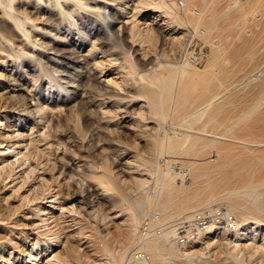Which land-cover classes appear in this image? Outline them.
Segmentation results:
<instances>
[{"label":"rangeland","instance_id":"374dc122","mask_svg":"<svg viewBox=\"0 0 264 264\" xmlns=\"http://www.w3.org/2000/svg\"><path fill=\"white\" fill-rule=\"evenodd\" d=\"M125 1L128 7L124 10L125 17L134 21L122 37L114 39V36L110 40V44L117 47L111 46L114 50L125 53L124 63L104 62L102 69L94 72L95 76L101 74L100 78L107 83L110 81L109 92L120 99L119 105L114 100L101 105L93 94L82 102L79 96L69 100V96H64L69 94L61 95L46 81L39 87L41 76L29 70L27 63L24 67L18 62L14 66L16 73L8 72L11 67L4 71L0 67V74L13 73L11 77L27 89L17 98L20 101L15 102L18 105L15 112L0 111V142L7 144L6 131L29 137L26 164L35 167L28 178L24 177L25 168L22 177L10 184L14 188L0 191V201L6 200L0 205L5 212L2 222L7 227L0 228L1 258L11 264H17V258L28 262L30 259L23 250L45 238L41 241L47 240V246L53 245L37 264H43L53 254L58 264H252L254 258L250 260L248 254L242 255L234 246L237 241L256 236V244L261 245L260 252L264 256V209L260 207L264 201V186L259 193L258 189L252 191L235 181L241 161L249 172L264 168V0L187 1L194 10L208 9L215 20L212 24H208L211 21L207 13L200 23L197 18H191L186 9L176 10L168 0H150L144 5L139 3L140 7L139 0ZM163 7L174 12L172 18L164 14ZM105 17L110 19L108 14ZM78 23L77 30L81 31L82 40L85 39V48L79 46L82 50H76L86 53L91 41L99 48L98 31L87 25L82 30ZM97 24L102 32L109 33V29ZM207 25L212 30L202 36V29ZM158 29L163 36L158 34ZM51 44L61 48L60 43ZM191 53L199 56L196 64L189 61ZM36 59L34 66L40 61ZM149 59L153 66L146 65ZM42 61L41 66H46L49 72L55 69L69 78L75 73L71 62L58 61L56 66ZM92 90L105 92L96 81H92ZM179 93L189 95L186 106L180 103ZM29 98L37 100L35 104L41 111L34 114L40 113L39 118L34 114L23 115L22 108L30 104ZM211 101L212 106L207 105ZM51 110L54 111L51 113ZM51 116L54 117L52 122ZM152 139L158 140L156 154L149 153ZM34 140L36 144H31ZM172 142L178 144V156L169 151ZM103 163L115 187L99 184L86 173L84 166H97L100 171ZM15 167V171L22 168ZM42 170L44 174H40ZM224 176L229 183L222 180ZM89 187L103 191L104 198L91 193L89 200L95 208L84 212L79 208V196H87ZM54 194L61 196L56 201L60 204L56 208L57 224L42 227L36 237L23 236L28 222L21 220L27 211L25 207L28 209L32 201H40L41 206ZM209 194L212 196L207 205L205 199ZM21 199H25L23 208L18 209ZM16 208L20 214L13 211ZM242 211L249 215L243 217ZM193 214L207 216L210 221L197 235L193 233L197 215ZM247 228L254 232L250 233ZM184 232L186 238L182 239ZM13 243L17 247L10 245ZM126 247L129 249L125 254L123 248ZM134 249L141 255L130 258Z\"/></svg>","mask_w":264,"mask_h":264},{"label":"bare ground","instance_id":"6f19581e","mask_svg":"<svg viewBox=\"0 0 264 264\" xmlns=\"http://www.w3.org/2000/svg\"><path fill=\"white\" fill-rule=\"evenodd\" d=\"M187 1L189 0H168V2L173 5L174 7H176V10L178 11H184L186 9V11L190 12L189 14L192 15L191 18L194 19L197 18L198 20H200V23L203 22L204 20L203 15H206V13L209 15L210 21L208 24H212L215 22L214 19H212V15L210 14V11L203 7H199V9L194 10V8L192 6H188L187 5ZM125 0H0V67L3 68L4 70H8V68H10V70L8 72H13L16 73L17 71L14 70V66H16V64L19 62L20 64L28 65V69L33 71L34 74H39L41 77V79L39 78V87H40V83L42 84L44 81H46V83H48L50 85V88H57L60 92L61 95L64 94H69V95H64V96H69L68 99L69 100H73L74 97H80L81 98V102L84 101V99L93 94V97L95 98V100H97L101 105H108L110 104V102L112 100H114V103H117V105H119L120 103V99L113 96H111L109 92V88L108 84L110 83V81L108 80L109 83H107L105 80L101 79V74L98 75H94V72H97L98 70L102 69V64L104 62H108V63H114V62H118V63H124L125 60V53H118L117 50H114L113 48H117L116 46H113L110 44V40L113 39V37L115 36L116 38L114 39H119L120 37H122L123 34H125L126 30H128V26L130 25V23H132V21H130L131 19L129 17H125ZM150 2V0H139L138 2V6L142 3L143 5L145 3ZM129 3V2H128ZM140 3V4H139ZM140 7V6H139ZM128 8V7H127ZM126 8V9H127ZM137 8V6H136ZM134 7V10L136 9ZM165 9V15H168L169 17L172 18L174 12L170 11V8L168 7H163ZM138 10V9H137ZM154 10H158L157 7H154ZM158 12V11H155ZM187 12V14H188ZM136 13V12H135ZM108 14V16L110 17V19H107L105 16ZM181 14V12H180ZM188 14V15H189ZM207 16V15H206ZM182 19V18H181ZM220 20H222V17L219 18ZM164 20V19H163ZM170 20V19H169ZM184 20V19H183ZM180 21L181 23H183L184 21ZM203 20V21H201ZM218 20V19H216ZM79 21V26L80 28L83 30L85 28V25H87L86 27H89L90 29H95L98 31L97 36L99 37V48H95L94 47V41L90 42V48L87 49L86 53H82V51H77L76 49L79 48H83L85 46L84 44V40H82V37H80V32L77 30L78 25L77 22ZM89 22V24H87ZM100 23L101 25H103L104 29H109V33H106L105 31H101L100 28L98 27L97 23ZM188 27L190 28L191 25L187 22ZM201 25V24H200ZM203 25V24H202ZM199 27V26H198ZM213 28V27H212ZM86 29V28H85ZM132 30V28H131ZM211 27H209L208 25L202 29V33L201 35H206L207 33H209V31H211ZM130 32V31H129ZM158 34H162V32L160 31V29H158ZM100 33H103L105 35H102ZM95 34V33H94ZM198 34V33H197ZM164 34H162L161 36H163ZM70 38L68 39L67 38ZM82 36V34H81ZM207 36V35H206ZM101 37V38H100ZM187 37V36H186ZM198 37V36H197ZM87 38V37H86ZM87 40V39H86ZM90 41V40H89ZM53 42H57L61 44V48L53 46L51 43ZM96 42V41H95ZM55 44V43H54ZM81 44V45H80ZM58 45V44H57ZM81 48H80V47ZM113 48H112V47ZM242 46V45H241ZM85 48V47H84ZM133 48V46H132ZM136 49V48H135ZM245 47L242 49L244 50ZM82 50V49H81ZM139 50V49H138ZM138 50H135L136 52ZM99 55V56H97ZM43 58L45 65H48L49 63L51 64H55L56 66H58V61H67L68 63H72V65L75 67L74 72L73 73V77L69 78V76L67 75H63L61 72V75L59 73H57L58 71L53 69L52 72H49L47 70V67H42L41 66V59L40 57ZM111 56H116V59H110ZM190 56V54L188 55ZM196 58L193 59L196 60L194 63L192 64H196L199 60V56L197 54H195ZM38 57V58H37ZM37 58V59H36ZM34 59L40 60L38 61L39 63L37 64L38 66H34L33 65V61ZM30 61L28 63V61ZM191 60V58L189 57V61ZM42 61V62H43ZM153 61L151 59H149L146 62L147 66H153ZM117 64V63H116ZM107 65V64H105ZM123 65V64H122ZM51 66V65H50ZM49 66V68H50ZM40 69H39V68ZM37 71V73H36ZM12 73V74H13ZM12 74H0V111L2 113H13L17 110L18 105H15V102L17 101V98L19 97L20 94H22V92L26 93L27 89L24 87V85L19 84L16 82V79H14L12 76ZM163 77V76H162ZM18 78V77H17ZM100 78V79H97ZM169 78V77H168ZM19 79V78H18ZM47 79V80H46ZM34 80V79H33ZM92 81H96L97 83H99V85H101V88H104L103 93H96L92 90ZM32 83V82H31ZM185 83V82H184ZM25 84V83H24ZM33 84V83H32ZM75 84V85H74ZM114 84V83H113ZM119 85V84H116ZM28 88V87H27ZM119 89V88H118ZM103 90V89H102ZM101 90V91H102ZM121 90V89H120ZM119 90V91H120ZM211 92L213 91L210 90ZM35 92V91H34ZM207 92V91H206ZM71 93V94H70ZM259 93V92H258ZM124 94V93H123ZM208 94V93H207ZM33 95V94H32ZM216 95V94H215ZM42 96V95H41ZM127 96V95H126ZM21 97V96H20ZM40 97V96H39ZM52 97V96H51ZM60 98V97H59ZM214 98V97H213ZM19 99V98H18ZM57 99V98H56ZM179 99H180V103L183 106H186V104L188 103V100L190 99L189 95H184L179 93ZM198 99V97H197ZM166 100V99H165ZM218 100V99H217ZM20 100H18L17 102H19ZM25 100H23L24 102ZM27 101V100H26ZM37 100L35 98H29V105H22L23 108L22 110L24 111L25 114L23 115H31L34 114L35 112H40V108H38V105L35 104ZM195 101V99H194ZM193 101V103H194ZM213 101V100H212ZM212 101L210 103H208L207 105L212 106ZM39 102V101H38ZM72 102V101H71ZM203 102V101H202ZM215 102V100H214ZM27 103V102H25ZM85 103V102H84ZM158 103V102H157ZM19 104V103H18ZM74 104V103H73ZM206 104V103H205ZM179 105V104H178ZM58 106V105H57ZM197 106V105H196ZM199 106V105H198ZM197 106V107H198ZM67 107V106H66ZM71 109L74 107L73 105L70 106ZM76 107V105H75ZM128 107V106H127ZM181 107V106H180ZM200 107V106H199ZM206 107V106H205ZM20 111H21V107ZM45 108V107H44ZM42 109V111H44L45 109ZM69 108V107H68ZM117 108V107H116ZM146 108V107H145ZM183 108V107H182ZM193 108V107H192ZM47 109V108H46ZM57 109V108H56ZM76 109V108H75ZM206 109L202 107V110ZM62 110V109H61ZM67 110V109H66ZM70 110V109H69ZM199 110V109H198ZM248 110V109H247ZM47 111V110H46ZM54 111V110H53ZM51 110V113L53 112ZM64 111V110H63ZM89 111V110H88ZM96 111V110H95ZM99 111V110H98ZM101 111V110H100ZM120 111V110H119ZM118 111V112H119ZM177 111V110H176ZM175 111V112H176ZM182 111V110H181ZM206 111V110H205ZM22 112V111H21ZM113 112V111H112ZM123 112V111H121ZM187 112V111H186ZM189 112V111H188ZM195 112V110H194ZM199 112V111H198ZM197 112V113H198ZM57 113V112H56ZM68 113V112H67ZM107 113V112H105ZM117 113V112H116ZM207 113V112H206ZM251 113V111L248 113V115ZM40 114V113H39ZM39 114H34L35 117L39 118ZM55 114V113H54ZM64 114V113H63ZM104 114V113H103ZM111 114V113H110ZM121 114V113H120ZM124 114V113H123ZM194 114V113H192ZM3 115V114H2ZM6 115V114H5ZM4 115V116H5ZM52 115V114H51ZM182 115V114H181ZM196 115V112H195ZM209 115V114H208ZM207 115V116H208ZM214 115V114H213ZM112 116V115H111ZM132 116V114H131ZM186 116V115H185ZM211 116V115H209ZM208 116V118H209ZM223 116V115H222ZM49 117V116H48ZM107 117V116H106ZM188 117V116H187ZM195 117V116H194ZM51 118V122H52V116ZM104 118V117H103ZM122 118V117H121ZM125 118V117H124ZM134 118V117H133ZM191 118V117H189ZM207 118V117H206ZM212 118V117H211ZM46 119V117H45ZM93 119V118H92ZM107 118H105L106 120ZM109 120V119H108ZM116 120V119H115ZM213 120V119H212ZM38 121V120H37ZM49 121V123H50ZM208 121V120H207ZM55 122V121H54ZM39 123V121H38ZM48 123V124H49ZM113 123V122H112ZM118 123V122H117ZM190 123V122H189ZM2 124V123H1ZM0 124V126H1ZM41 124V123H40ZM44 124V123H43ZM115 125V124H114ZM139 125V124H138ZM47 126V125H46ZM50 126V124H49ZM33 127H36L33 126ZM32 127V128H33ZM53 127V126H52ZM123 127V126H122ZM126 127V126H124ZM128 127V126H127ZM132 127V126H131ZM213 127V126H212ZM119 128V127H117ZM130 128V127H129ZM131 129V128H130ZM75 130V129H73ZM110 130V129H109ZM115 130V129H114ZM132 130V129H131ZM100 131V130H99ZM74 132V131H73ZM40 133V132H39ZM79 133V132H78ZM148 133V132H146ZM7 138H9L7 140V144H4L2 142H0V191L3 192L5 190H9V188H14L13 185H10L11 183H14L15 180L20 179L22 177V174L24 172V169L27 170V172H25L24 177H27L28 174L30 173H34V168H32V165H28V163L26 164V161H28V155L26 150L28 151L29 147V141L28 138H25V136L22 134H19V132H15V131H6ZM12 135V136H11ZM63 135V134H62ZM73 135V134H72ZM77 135V133H76ZM74 135V136H76ZM80 135V134H79ZM29 136V134H28ZM212 136V135H211ZM37 139V138H36ZM212 139V138H211ZM69 140V139H68ZM81 140V138H80ZM79 140V141H80ZM180 140V139H179ZM218 140V139H217ZM31 141V144H33ZM177 141V140H176ZM214 141V140H213ZM211 141V142H213ZM77 142V140H76ZM82 142V140H81ZM85 142V141H84ZM160 142V141H159ZM38 143V142H37ZM151 148L149 149V153L153 152L154 154H156V147H158V140L157 139H152L151 140ZM36 144V142L34 143ZM52 144V143H51ZM82 144V143H81ZM118 143H115V145ZM161 144V143H160ZM195 144V142H194ZM76 145V144H75ZM100 145V144H99ZM112 145V144H111ZM177 142H172L169 147H170V153L173 156H178L176 154L177 152ZM253 145V144H252ZM257 145V144H256ZM259 145V144H258ZM36 146V145H35ZM47 146V145H46ZM50 146V144H49ZM114 146V144H113ZM251 146V145H250ZM254 146V145H253ZM58 147V146H57ZM67 147V146H66ZM83 147V146H82ZM122 147V146H121ZM183 147V146H182ZM196 147V146H195ZM202 147V146H201ZM258 147V146H257ZM261 147V145H260ZM51 148V147H50ZM54 148V147H53ZM130 148V147H129ZM179 148V147H178ZM37 149V147H36ZM78 149V148H77ZM184 149V147H183ZM251 149V148H250ZM253 149V148H252ZM24 150V152H22ZM85 150V149H84ZM103 150V149H102ZM181 150V149H180ZM198 150V148H197ZM203 150V148H202ZM185 151V150H184ZM187 151V150H186ZM56 152V151H54ZM87 152V151H86ZM114 152V151H113ZM219 152V151H218ZM57 153V152H56ZM76 153V151H75ZM129 153V152H128ZM187 153V152H185ZM184 153V154H185ZM221 153V151L219 152ZM259 153V152H258ZM53 154V153H52ZM200 154V153H199ZM203 154V153H202ZM218 154V153H217ZM216 154V155H217ZM136 155V154H135ZM221 155V154H220ZM61 156V155H60ZM64 156V155H63ZM97 156V155H96ZM168 156V155H167ZM219 156V155H218ZM14 157V160H10V158ZM17 157V158H16ZM65 157V156H64ZM172 157V156H170ZM217 157V156H216ZM221 157V156H220ZM80 158V157H79ZM82 158V157H81ZM84 158V156H83ZM83 160V159H82ZM85 160V159H84ZM211 160V159H210ZM228 160V159H227ZM68 161V160H67ZM102 161V160H101ZM63 162V161H62ZM76 162V161H75ZM210 162V161H209ZM77 163V162H76ZM84 163V162H83ZM82 163V164H83ZM101 163V162H100ZM230 163V161H229ZM26 164V165H25ZM129 164V163H128ZM202 165L203 162L201 163ZM207 164V163H205ZM16 165L15 168H20L18 171H15V169L13 168ZM28 165V166H27ZM40 165V164H39ZM81 165V164H80ZM85 165V164H84ZM89 165H91L89 163ZM93 165V163H92ZM208 165V164H207ZM233 165V164H232ZM239 165L241 166V170L240 171H236L237 175H236V183L242 185L245 188H250L252 189H258L259 193H262V191H260L259 189L261 187L264 186V168L259 167V168H255L254 170H252L251 172L245 170L243 168V162L241 161L239 163ZM261 165V164H260ZM26 166V167H25ZM43 166V165H40ZM71 166V165H70ZM78 166V165H77ZM100 166V164H99ZM194 166V165H193ZM229 166V164H228ZM72 167V166H71ZM86 173L89 174V176H91L93 178V180H96L99 184H103V185H107V186H111V187H115V184L111 178V176L109 175V171L106 167V163H103L101 168L99 169L100 171H98L95 168H93L92 166H84ZM44 168V167H43ZM74 168V167H73ZM72 168V169H73ZM99 168V167H98ZM203 168V167H201ZM211 168V166L209 167ZM214 168V167H213ZM71 169V168H69ZM229 169V168H228ZM206 170V169H205ZM207 170H209L207 168ZM21 171V173H20ZM204 170L202 169V172ZM205 172V171H204ZM20 173V174H18ZM61 173V172H60ZM124 173V172H123ZM131 173V172H130ZM248 173H250L248 175ZM40 174H44V171L42 170V173ZM49 174V173H48ZM129 174V173H127ZM135 174V173H134ZM232 174V173H231ZM61 175V174H60ZM233 175V174H232ZM44 176V175H43ZM234 176V175H233ZM23 177V178H24ZM29 177V176H28ZM27 177V178H28ZM226 178H223L222 180H225L229 183L228 181V177L224 176ZM43 179V178H42ZM26 180V179H24ZM22 181V180H21ZM41 181V180H40ZM141 181V180H140ZM139 180L137 182H140ZM66 182V181H65ZM69 182V181H68ZM223 183V182H222ZM17 184V183H15ZM14 184V185H15ZM236 184V185H237ZM8 185H10L9 187H7ZM226 185V184H225ZM98 187V186H97ZM218 186H216L217 188ZM90 189V190H89ZM89 191L87 192V196L84 195H80L79 196V202L78 204H80V210H83L85 212V210H89V209H93L95 208V205L93 204L92 200H89L91 193H95L96 196H99V198H104V192L101 190H99L98 188H90L89 187ZM11 191V190H10ZM50 192V191H49ZM55 193V192H54ZM86 193V192H85ZM52 194V193H50ZM61 194V193H60ZM106 194V193H105ZM212 194V193H211ZM211 194H209V198H207L206 204L208 205L210 201V197L212 196ZM62 195V194H61ZM86 195V194H85ZM66 196V195H65ZM75 196V195H74ZM73 196V199H74ZM93 196V194H92ZM58 197L59 194H54V195H50V198L48 199V201L43 204V205H39V202H31L30 207L27 209L25 207L26 213L29 214L27 215L26 213L23 214V216L21 217V220H26L28 222H26L27 224H25L24 226V230L25 232L23 233V236L25 235V237L27 238H31L32 237H36V234H38L39 232H41L42 227L45 226V229L47 226L50 225H56L57 221L59 219V216H57L56 214V208L60 205L58 204L57 199H59ZM71 197V195H70ZM64 198V197H63ZM93 198V197H92ZM3 199V198H2ZM78 199V195L75 197V200ZM1 200V199H0ZM3 201V200H2ZM0 201L1 204H5V202ZM25 199H21L19 201V205L17 206L18 209H22L23 208V203H24ZM38 201V200H37ZM59 201V200H58ZM67 202V201H66ZM95 203V202H94ZM3 204V205H4ZM9 204V203H8ZM49 204V205H46ZM252 204V202H251ZM86 206V207H81V206ZM207 205L203 206L206 207ZM64 206V205H63ZM72 206V205H71ZM79 206V205H78ZM199 206V205H198ZM16 207V206H15ZM176 207V205H175ZM202 207V206H201ZM200 207V208H201ZM233 207V206H232ZM261 209H264V201L262 202V204H260ZM3 207H1L0 205V228L4 229L7 228L4 224L3 221V215L5 214V212L3 213ZM17 208L13 211L16 212ZM75 208V207H74ZM177 208V207H176ZM11 209V208H10ZM60 209V208H59ZM58 209V210H59ZM65 209V208H64ZM200 209V210H204ZM207 209V208H206ZM209 209V208H208ZM6 210V209H5ZM24 210V209H23ZM66 210V209H65ZM74 211V209H72ZM94 210V209H93ZM194 210V209H193ZM245 210V209H244ZM8 211V210H7ZM20 211V210H19ZM18 211V212H19ZM60 211V210H59ZM62 211V210H61ZM60 211V213H61ZM67 211V210H66ZM72 211V212H73ZM76 211V210H75ZM79 211V209H78ZM177 211V210H175ZM238 211V210H237ZM16 212V213H18ZM25 212V211H24ZM77 212V211H76ZM87 212V211H86ZM185 212V211H184ZM247 212V211H246ZM242 211V216L244 217V214H248ZM258 212V211H257ZM21 213V212H20ZM18 213V214H20ZM66 213V212H65ZM78 213V212H77ZM197 213V212H196ZM11 214V213H10ZM14 214V212H13ZM83 214V213H82ZM179 214V213H178ZM261 214V213H260ZM84 215V214H83ZM86 215V214H85ZM84 215V216H85ZM199 215V214H196ZM195 214H193L192 216H196ZM21 216V215H20ZM65 216V215H64ZM67 216V215H66ZM190 216V215H189ZM191 216V217H192ZM241 216V217H242ZM247 217V215H245ZM24 217H26L27 219H25ZM175 217V216H174ZM187 217V216H186ZM203 217V216H201ZM242 217V218H243ZM252 217V216H251ZM257 217V216H256ZM61 218V217H60ZM86 218V216H85ZM88 218V217H87ZM198 218V217H197ZM195 219V224L197 226V221L198 219ZM255 217H253L254 219ZM248 218H245L244 220H247ZM252 219V218H251ZM256 220V219H255ZM258 220V219H257ZM7 221V220H5ZM80 221V220H79ZM169 221V220H168ZM252 221V220H251ZM74 222V221H73ZM258 222V221H257ZM260 222V221H259ZM11 223V222H10ZM59 223V222H58ZM77 223V222H76ZM80 223V222H79ZM263 223V222H262ZM214 224V223H213ZM264 224V223H263ZM76 225V224H75ZM212 225V224H211ZM8 226V225H7ZM78 226V224H77ZM236 229L239 227V225H237L236 223ZM254 226V225H253ZM12 227V226H11ZM18 227V226H17ZM60 227V226H59ZM216 227V226H215ZM250 227V226H249ZM256 227V226H255ZM22 229V227H20ZM209 228V227H208ZM230 228V227H229ZM235 228V227H233ZM253 228V227H252ZM252 228H247L245 230H250L249 232L252 233L254 232ZM49 229V228H48ZM47 229V230H48ZM210 229V228H209ZM208 229V230H209ZM216 229V228H215ZM243 229V228H242ZM212 230V229H211ZM234 230V229H233ZM142 231V230H141ZM171 232V231H170ZM169 232V233H170ZM248 232V231H247ZM66 233V232H65ZM174 233V232H173ZM247 233V234H250ZM44 234V233H43ZM72 234V233H71ZM42 235V234H41ZM46 235V234H45ZM50 235V234H49ZM141 235V234H139ZM243 235V234H242ZM246 235V234H244ZM40 236V235H39ZM71 236V235H70ZM234 236V235H233ZM252 236V235H251ZM255 236V235H254ZM66 237V236H65ZM74 237V236H73ZM130 237V236H129ZM140 237V236H139ZM235 237V236H234ZM239 237V236H238ZM244 237V236H243ZM256 237V236H255ZM255 237H250L247 238V236L245 238H247V241L244 242H238L236 243V245L234 246L236 249L241 250L242 255L243 254H248L247 257H249V259H253L254 262L252 264H264V256L261 255V245L256 244V238ZM242 238V237H241ZM259 238V237H258ZM45 239V238H42ZM41 239V240H42ZM48 239V238H47ZM53 239V238H52ZM55 239V238H54ZM53 239V240H54ZM67 239V238H66ZM127 239V238H126ZM235 239V238H234ZM41 240H36L31 247H29V249H24L23 251H25V255L27 256L28 259H30L28 262L25 261H21L20 258L16 259V261L20 262L19 264H33L38 262V260L40 258H42V254L44 255V253H46L50 248H52V245L47 246V240L46 241H41ZM51 240V238H50ZM58 240V239H56ZM237 240V239H236ZM243 240V239H242ZM201 242V241H200ZM16 243L10 244V245H14L15 247H17ZM50 244V243H49ZM126 244V242H125ZM189 244V243H188ZM213 244V243H212ZM23 246V245H22ZM186 246V245H185ZM209 246V245H208ZM214 246V244H213ZM220 246V245H219ZM208 248V247H207ZM206 248V249H207ZM125 250L124 253L126 254L129 247L123 248ZM205 249V247H204ZM263 249V247H262ZM5 250V249H4ZM122 251V252H123ZM121 252V253H122ZM201 252V251H200ZM0 253H2V244L0 242ZM191 253V252H190ZM213 253V252H212ZM124 254V255H125ZM200 254V253H199ZM135 255H141L138 252V249H134L131 254H130V258L131 256H135ZM211 255V254H210ZM214 255V254H213ZM212 255V256H213ZM257 255V256H256ZM159 256V255H158ZM187 256V255H186ZM189 256V255H188ZM3 258V257H2ZM1 258L0 255V264L1 263H5V264H11V263H7L5 262L3 259ZM145 258V257H144ZM10 259V258H9ZM43 259V258H42ZM249 260V261H250ZM8 261V260H7ZM248 261V262H249ZM17 262V264H18ZM54 262V263H53ZM59 262L58 258H56V254H53L52 256H50V259L46 260L43 264H55ZM236 262H238V259H236ZM16 263V262H15ZM58 264V263H57ZM236 264V263H235ZM251 264V262H250Z\"/></svg>","mask_w":264,"mask_h":264},{"label":"built area","instance_id":"2783aa9c","mask_svg":"<svg viewBox=\"0 0 264 264\" xmlns=\"http://www.w3.org/2000/svg\"><path fill=\"white\" fill-rule=\"evenodd\" d=\"M189 57L191 58V60H190L191 63H194L196 61V60L193 61V59L196 58L195 54L191 53ZM201 216L202 215H197L196 216V218L198 217L197 218L198 221H197V226L194 225V228H195L194 231H193L194 235H197V233L199 231H201L202 229H204L207 225H210L209 224L210 221L208 220L207 216H205V217H201ZM194 224H195V220H194ZM185 238H186V232H184V235H182V239H185Z\"/></svg>","mask_w":264,"mask_h":264}]
</instances>
